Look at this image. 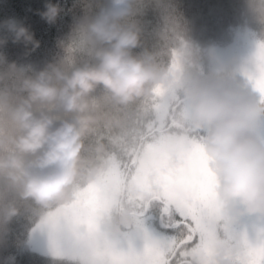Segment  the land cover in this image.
I'll use <instances>...</instances> for the list:
<instances>
[{"label": "clouds", "instance_id": "1", "mask_svg": "<svg viewBox=\"0 0 264 264\" xmlns=\"http://www.w3.org/2000/svg\"><path fill=\"white\" fill-rule=\"evenodd\" d=\"M139 2L96 0L98 10L58 42L63 56L39 70L0 52V222L19 216L21 205L42 215L70 202L78 180L99 173L93 156L106 151L105 138L125 132L135 110L159 91L179 95L180 119L201 134L225 222L264 217V103L233 71L204 72L192 60L174 69L144 47L134 19ZM248 3L264 25V0ZM60 11L49 0L38 15L52 25ZM0 30V47L23 44L26 57L40 47L15 18ZM133 212L113 209L105 231L115 236L132 226ZM237 254L221 241L193 264H238Z\"/></svg>", "mask_w": 264, "mask_h": 264}, {"label": "snow or ice", "instance_id": "2", "mask_svg": "<svg viewBox=\"0 0 264 264\" xmlns=\"http://www.w3.org/2000/svg\"><path fill=\"white\" fill-rule=\"evenodd\" d=\"M188 60L181 43L165 62L175 69ZM235 73L264 103V41ZM181 107L178 94L159 91L135 110L125 132L105 138L106 151L93 156L95 179L78 180L73 199L37 224L53 257L70 264H193L224 241L238 248V264H264V217L225 222L201 134L180 119ZM125 205L135 223L107 233L106 219Z\"/></svg>", "mask_w": 264, "mask_h": 264}, {"label": "trees", "instance_id": "3", "mask_svg": "<svg viewBox=\"0 0 264 264\" xmlns=\"http://www.w3.org/2000/svg\"><path fill=\"white\" fill-rule=\"evenodd\" d=\"M47 2L49 0H0V23L9 18L22 21L41 42L40 47L26 57L24 45L9 40L0 47L9 61L39 70L47 62L59 60L63 52L58 42L67 41L77 20L98 10L96 0H50L58 4L61 11L56 23L49 25L38 15ZM136 7L138 12L134 19L142 29L144 47L158 52L166 61L170 49L183 43L189 59L198 63L204 72L214 71L209 48L233 42L237 28L247 27L254 44L264 41V25L258 23L248 0H140ZM3 34L0 30V35ZM220 71L231 70L217 72ZM40 218L30 207L21 205L19 216L7 224L0 222V264H70L51 254L47 231L37 228Z\"/></svg>", "mask_w": 264, "mask_h": 264}, {"label": "rangeland", "instance_id": "4", "mask_svg": "<svg viewBox=\"0 0 264 264\" xmlns=\"http://www.w3.org/2000/svg\"><path fill=\"white\" fill-rule=\"evenodd\" d=\"M255 49L256 44L251 40L249 29L247 27H239L236 30L233 42L224 47L209 48L210 65L214 71L231 70L235 72L245 64ZM31 242L33 243V238ZM37 242L36 247L38 248Z\"/></svg>", "mask_w": 264, "mask_h": 264}]
</instances>
